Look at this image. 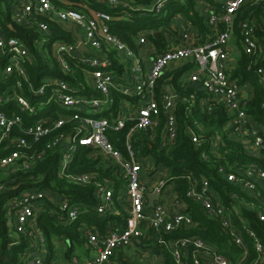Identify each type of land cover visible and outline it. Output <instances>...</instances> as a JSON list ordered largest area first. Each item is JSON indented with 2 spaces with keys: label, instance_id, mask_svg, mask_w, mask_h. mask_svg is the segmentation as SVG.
Masks as SVG:
<instances>
[{
  "label": "built area",
  "instance_id": "1",
  "mask_svg": "<svg viewBox=\"0 0 264 264\" xmlns=\"http://www.w3.org/2000/svg\"><path fill=\"white\" fill-rule=\"evenodd\" d=\"M60 2L67 6L59 8ZM262 0H226L220 15L209 14L208 23L215 29L223 26L215 38L209 41L198 42L188 23L182 20L179 24V41L167 49L149 54V63L146 71L141 59L125 43L109 31L108 22L111 16L103 10L93 9L91 4L105 5L109 8H121L137 11L128 2L123 0H12L11 19L16 26L31 29L39 34L33 40V45L44 56L52 53L64 71L70 72L69 62L72 59L88 69L90 87L99 94L81 95L76 93L63 80L54 77H45L40 86L35 88L29 81L25 65L30 61V54L22 39L8 37L0 26V85L6 84L5 91L0 93V105L13 104L17 112L0 110V146L13 147V151L0 158V175L13 173L16 170L27 171L41 161L47 151L62 149L59 176L74 185H88L92 182L89 174H67V165L72 161L74 154L80 147L91 148L109 157L116 172L124 183V192L128 198L130 210L127 225L116 231L108 229L98 239L95 233L88 234L87 243L94 252V257L84 264H114L112 262L117 251L125 249L136 242H149L152 238L159 246L170 254L174 264H235L229 258L207 241L198 236L181 237L167 240L169 235L179 229L186 230L193 226L190 215L182 208L183 200H171L168 205L163 198L164 181H157L148 186L142 183L141 173L143 165L137 157L133 146V138L142 135L150 139L155 135L160 124V115L163 116L162 146L170 148L177 139L178 124L175 108L177 104L184 105V118L193 119L197 104L195 93L185 97L163 91L156 96L158 80L165 70L173 63L191 60L196 66L189 81L199 83L205 98L199 100L202 111L213 114L216 109H223L228 120L223 130L229 140L240 143L241 148L236 155H248L264 161V127L254 122L248 114L247 84H239L231 79L226 71V62L231 56L228 47L232 36V23L237 11L247 2ZM167 0H153L148 7L140 10L153 15L163 13ZM64 5V4H63ZM76 6L77 10L74 9ZM129 14V13H127ZM49 22L56 24L74 25L82 35L79 40L63 41L52 40V31ZM259 32L260 37L257 35ZM239 35L242 43V52L250 58L247 70H252L257 76L258 83L264 94V17L259 23L243 21L240 24ZM145 37L138 39V44H145ZM79 46L92 50L95 54H84ZM105 48H110L122 54L129 60L127 78L129 84L117 86L116 81L108 70L109 61L104 54ZM99 57L96 54H101ZM45 59V57H43ZM3 61V65L1 66ZM26 90L34 96H44L49 92L47 102L53 101L61 110L68 112V116H59L57 119L45 118L23 126L22 114L29 116L36 113V106L30 102ZM116 89L121 94L137 98L139 108L124 119L120 116L110 121L101 116L111 104V90ZM195 90V91H196ZM260 108L264 110V100ZM133 125L125 137V153L114 148L108 139L109 132H119L126 121ZM69 126V129L50 138L44 148L29 155L31 147L43 138H48L53 131ZM200 123L192 120L186 126L194 148L198 150L201 161L214 162L216 176L225 182L239 187L243 195L247 194L255 203L244 204L242 196L228 191L226 200L216 195L210 181L204 175H196L192 171L180 177L185 182L184 199L197 205L200 213L217 222L231 241L242 250L246 256V241H250L255 251V258L251 264H262L264 251L257 235L248 226L245 219L236 217L238 204H243L246 211L255 215L259 222H264V168L259 163L229 161L228 147L224 142L225 151L220 152L216 147V138H208L197 133ZM3 185L0 186V190ZM94 195L99 201L95 208L97 214H103L109 205L112 191L102 183H94ZM158 194L160 200L153 209L146 211L147 195ZM58 205L65 216H59L60 222H72L78 215V207L68 200L56 201L54 192L42 189L24 191L9 200L4 206L7 227L10 235L16 240L26 238L29 242L28 251L22 256L20 264H44L37 255L44 238L39 232L35 218L44 203ZM172 206H175L172 209ZM238 220L239 224L235 222ZM153 234V235H152ZM190 250V251H189ZM187 255V256H186ZM249 259V255H247ZM188 258V259H186ZM67 264H79L76 256H71ZM242 264V263H239Z\"/></svg>",
  "mask_w": 264,
  "mask_h": 264
},
{
  "label": "trees",
  "instance_id": "2",
  "mask_svg": "<svg viewBox=\"0 0 264 264\" xmlns=\"http://www.w3.org/2000/svg\"><path fill=\"white\" fill-rule=\"evenodd\" d=\"M128 2L133 8H144L150 6L153 0H123ZM199 4L209 5L213 8L218 7V3L215 0H167V4L164 7L163 13L160 15H153L142 10L133 11L129 9L121 8H109L105 5L92 4V7L97 10H103L111 16V20L108 22L109 31L118 37L123 43H125L132 50H137L136 38L139 33L150 32L147 37L149 41L157 48L158 52L163 51L166 48L168 41L166 37H178V30L172 28V19L176 15H182L188 23H190L197 31L205 34H209L208 18L206 15L199 11ZM11 6L12 0H0V26L3 32L8 37H17L23 40L26 48L30 54V61L25 65V69L28 76V81L37 88L43 82L45 77H54L59 80H63L78 94L81 95H95L99 96L97 92L90 89L87 72L88 69L82 66L78 62L66 57L69 62L70 72L64 73L60 68L57 61L53 59L52 53L47 52L44 56L42 51H39L33 45V40L39 37V34L31 29H25L16 26L11 19ZM77 10L76 6H72ZM129 13V14H127ZM264 17V0L254 3L247 2L241 6L237 11L234 18V30L238 33L239 26L243 21H255L259 23L261 18ZM49 27L52 31V40H63L70 42L71 36L61 26L49 22ZM223 30V26H221ZM257 34H260L259 32ZM261 35H259L260 37ZM85 54V52H84ZM45 57V59H43ZM111 65H114V56L112 53L109 55ZM250 58L242 53L241 58L237 64V67L229 75L231 79L236 80L239 84H245L248 82L252 87V95L248 100V114L251 115L254 122L262 124L264 127V110L260 108L261 102L264 100V94L261 86L258 83L257 76L252 70H247V66ZM193 63L188 62L185 65L170 69L166 74L164 73L160 80L159 85L156 87V97L165 91V88L161 85L163 82L168 83L170 81L171 87L177 88L181 97H185L191 93L196 94L197 104L194 109L193 119H197L200 122V128L197 133L203 136L209 137L218 131L223 124L228 120L227 113L218 108L213 114L201 111L199 106V100L205 98V94L199 89L194 90L189 87L188 83H183L180 87V80L182 74L191 69ZM3 65V61L1 66ZM264 67V63L262 64ZM193 66V65H192ZM117 68V67H116ZM115 69L114 67L112 70ZM116 79L120 84H123V68L116 70ZM122 78V79H121ZM6 84L0 85V93L5 91ZM183 90V91H182ZM22 92L29 95L30 102L36 106V113L34 115L22 114L23 126L30 124L33 121L53 118L57 119L59 116H63L68 112L59 111L56 109L59 107L53 101L47 102L49 92L44 96H34L26 90L25 85L22 88ZM183 95V96H182ZM128 97L119 92L112 93V104L108 110H103L101 116L107 118L111 122L116 120L121 114V99ZM132 99V98H131ZM129 100V99H128ZM13 104L0 105V110H9L11 112H17L13 109ZM60 108V107H59ZM58 108V109H59ZM201 112V113H199ZM176 121L178 124L177 139L170 148H157L150 149L149 139L143 138L141 153H151L150 156L156 165L161 167H168L170 173L175 176H181L188 171L194 172L196 175H204L211 183V185L218 190L220 196L227 198V192L231 189L228 187L221 178L216 176L215 163H204L201 161L199 152L191 143L189 136L186 134V126L192 124L193 119L184 118V105L177 104L176 109ZM132 125V121L126 123V128L119 133L110 132L108 135L109 141L112 143L115 149L124 153V135L127 128ZM163 126V116L160 115V125L157 130V135ZM69 129V126H64L61 129L55 130L48 138H43L36 142L28 151L29 155H36L40 152L45 143L55 135L63 133ZM201 129V130H200ZM229 155V161H240L249 163L251 161L259 163L264 168V161L261 159L253 158L248 155H236V151L241 148V144L229 140L227 136L223 137ZM13 147H7L5 145L0 146V158L13 151ZM92 149L87 147L78 148L74 154L72 161L67 165V174H92L93 181L102 180L105 177H112L114 170L110 168L102 167V160L98 158H92ZM264 153V151H263ZM233 155V156H232ZM62 149L58 148L53 151H47L41 161H38L33 168L27 171L16 170L13 173L0 175V186L3 185L0 190V264H20L22 256L29 249V242L26 238H20L16 243L15 239L10 235L7 227V218L4 206L6 203L19 195L24 191L42 190L46 189L54 192L62 200L66 199L70 204L79 205V214L86 210L85 214L81 213L78 218L72 222L64 221L60 222L55 213L52 211L57 210L53 205L46 201L42 208L36 215V223L45 241L50 244L52 237H63L65 241H73L76 243L82 242L81 231L79 230L80 224L86 223L92 225L93 223H99V220L90 215V209H95L98 206V202L94 198V186H78L68 183L64 178L59 176V169L61 166ZM185 184L180 182L179 193L181 199H183L186 207V212L192 218L194 225L186 230L179 229L169 235H164L165 239H178L181 237L198 236L204 241L209 242L222 253V255L229 257L233 263H237L239 257L242 254V250L237 247L233 242L229 240L228 235L221 229L219 224L210 218L203 216L198 210L197 205L193 202L185 200L184 195ZM63 216L65 214L63 213ZM241 216L247 222L251 230L257 235L260 243L262 244L264 251V222H259L255 215L248 211H242ZM106 220V219H104ZM235 222L239 224L238 220ZM15 240V241H14ZM143 243L141 245H147L151 241ZM249 247V259L247 264H251L255 258V251L251 245ZM67 256V255H66ZM121 264H132L131 262L122 261ZM135 264V263H134ZM164 264H174L171 257L165 253ZM264 264V257L263 262Z\"/></svg>",
  "mask_w": 264,
  "mask_h": 264
},
{
  "label": "crops",
  "instance_id": "3",
  "mask_svg": "<svg viewBox=\"0 0 264 264\" xmlns=\"http://www.w3.org/2000/svg\"><path fill=\"white\" fill-rule=\"evenodd\" d=\"M215 1H216V3H218V7L213 8V7L209 6V5L199 4V6H198L199 7L198 8L199 11L202 14L206 15L207 18H209V14H214L215 13V14L220 15L226 0H215ZM58 3H59V6H61L59 8H65L67 6L64 2L58 1ZM91 6H92V4H91ZM136 9L140 10L139 7L136 8ZM172 20H175L176 23L180 22L181 20L183 22L186 21L185 18L182 15H176V16H174V18ZM250 21H252V20H250ZM186 22L188 23V21H186ZM207 24L209 25L208 22H207ZM187 25H188V27L190 29L193 30L194 35L198 39V42L212 40L213 38L216 37V35L219 32L222 31L221 30V26L222 25H218V27L215 28V29H212V27L209 25L208 26L209 33H210V35H209V34H205V33H201L199 31H197L190 23H188ZM171 27L173 28L174 25L172 24ZM239 30H240V28H239ZM148 33H150V32L139 33L138 37L136 38L137 50L136 51L132 50L134 53L138 54L137 55L138 57H139V54H140L139 58L141 59L142 66H144V71H146L148 63H149V58H150L149 54H151L152 52L159 53L157 48L149 41V39L147 37ZM177 35H178V37H172V38L171 37H169V38L166 37V41H168V40L169 41H168L165 49H167L171 45H174V44L178 43V41H179V30H178ZM257 35L259 36V34H257ZM141 36L145 37L146 42H145V44L139 45L138 44V39ZM79 38L77 39V36H75L74 38L71 37V40L72 41H74V40L77 41V40H79ZM228 47L231 49V56L228 58V60L226 62V71H227V74L230 75L231 72H233V70L237 67V64H238V62H239V60L241 58V55L243 53L242 52V43H241V38H240V35H239V31L237 33L234 30V20H233V23H232V36H231V39L229 41ZM84 52H85V54H92V55L95 54L93 51L90 52L88 49H86L84 51L82 50V53H84ZM110 53H112L113 56H114V60H115L114 65H111V63H110L111 62L110 57H109ZM104 54L106 55V57H107V59L109 61L108 70L111 71V73H112V75H113V77H114V79L116 81L117 86H119V85L120 86H125V85L127 86L129 84V81H128V78H127L128 69L127 70L123 69V71H124L123 72V81H124L123 84H120L117 81L116 74H114L112 72V68L113 67L115 68V66L117 65V61H116L115 57L117 55H122V54H118V53H116L115 51H113L110 48H105ZM96 55L101 57L102 53L101 54H96ZM188 62L193 63V62H191V60H184V61H180V62H177V63H173L170 66H168V68L165 70V72L167 73L168 71H170V69H174L176 67H180L181 65H185ZM192 65H191V69L190 70H188L187 72H184L182 74V78L180 80V87H182V84L185 83V82L188 83L189 87H190V84L192 82L189 81V77L196 70L195 64L193 63ZM87 80H88V83H89V86H90L91 85V81H90V78L88 77V75H87ZM159 80L157 82V86L159 85ZM244 83L247 84L248 89H249V90H247L248 91L247 93L249 95H252V87L250 86V84L248 82H244ZM161 85L165 88V91H167L169 93H172V94L181 95L178 92L179 90L176 87L173 88V87L170 86L171 85L170 81H168V83H166V82L164 83L163 82V84H161ZM90 89L93 90L91 87H90ZM114 91L115 92H119L116 89H112L111 90V92H110L111 93V104H112V93ZM119 93H121V92H119ZM126 97H128V99H129L128 102L129 103H124V102L121 101V108H120L121 112L120 113H121L122 117L119 115L121 117V119H124L125 116H127L128 114H131V113L133 114L140 107L138 102H137V98L129 97V96H126ZM111 104H110V106H111ZM110 106L108 107V109L110 108ZM176 109H177V106L175 108V114H176ZM199 113H201V112H199ZM128 122H130V121L128 120V121L125 122L124 128H126V123H128ZM132 125H133V122H132ZM224 125L225 124H223V126ZM131 126H129L127 128V131H126V133L124 135V153H125V137H126L128 131H129V128ZM223 126H221L218 131L214 132L213 135L208 137V138H216V147H217V149L220 152H223V151L226 150V148H224L223 144L220 145V142H224L223 137L226 136V133L223 130ZM124 128L122 130H124ZM158 128L156 129L155 135L153 137H150V139L148 141L151 144L149 150H153L154 147H157V148L162 147L163 148V146H162V144H163V142H162L163 126H162V128L160 129V131H159V133L157 135ZM122 130H120L119 132H121ZM111 132L112 133H119V132H113V131H111ZM142 139H143L142 135H136L133 138L134 150L136 151L137 157L139 158V160L141 161V163L143 165V170H142V173H141L142 183H144L145 185L151 186V185H154L157 181L162 180V181H164V184H165L164 185V193H163V198L162 199H164L165 202L168 205L172 204L171 200H172L173 197H175L176 199H179V200H183V199H181V195L179 193V188H180V182H183V184H185V182L182 181L180 179V177L175 176V174H173V173H170V170H169L168 167H161L160 165H156L154 163V161L152 160L151 156H150L151 153H149V154L145 153L144 156H143V154L141 153V150H142V142L141 141H144V140H142ZM92 151H93L92 152V154H93L92 158L95 159V158L99 157L102 160V163H103L102 167L110 168L112 171L113 170L115 171L114 175L112 177H110V178L105 177V178H103L102 180H99V181H97V180L93 181V175L89 174V175L92 176V182H91L92 184L90 183L91 185L94 186V183L97 182V183H102L105 186L109 187V189H111V191H112L111 201L109 202V205H108V207L106 208V211L103 214H97L95 209H93V208L90 209V213L89 214L92 215V216H95L99 220V223H93L92 225H88L86 223L80 224L79 230L81 231V235H82V242L81 243L78 244V243L73 242V241H65V239L63 237H52L51 240H50V244L48 245V243L44 239V243L39 247L38 254H37L43 260L44 264H67L68 260H69V258L71 256H76V258L78 259L79 264H84L87 261H89L91 258L94 257V252H93L92 248H90V246L87 243L88 234L95 233L96 236L98 237V239H100L103 236V234H104V232L106 230L112 229V230L119 231V230L124 229L126 227V225H127V220L129 218L130 205H129L128 198H127V196L125 195V192H124V183L122 182L119 174L116 172V168L114 167L112 160L109 157H107L106 155H104L103 153L99 152V151H96V150H92ZM148 170H149V172H148ZM84 174H88V173H84ZM225 183L228 184V187L231 188L230 191L236 192L238 195L242 196V199H243L245 205L247 203H251V202L255 203V200L253 198H251L247 194L243 195V193L240 191L239 187H237L235 185H232V184H229L227 182H225ZM90 184H88V185H90ZM78 186H84V185H78ZM85 186H87V185H85ZM185 186H186V184H185ZM211 188H212L213 192L216 195L220 196V193L218 192L217 189H215L212 185H211ZM154 194H156V193H154ZM148 195L146 196L147 200H148L147 203H146V211L150 212L153 209V207L155 206V203L158 202L161 198L157 194L158 198L153 200V203H152L151 207H148V204H149V201H150ZM54 196H55V200L56 201H60V200L62 201V199L58 195H56L55 193H54ZM94 198H95V195H94ZM223 199L226 200L225 198H223ZM95 200L98 202V205H99V201L96 198H95ZM53 207L58 209V211L57 210L52 211L53 213H55L56 218L58 219V217L62 216L63 213L60 211L58 205H53ZM77 207H80V206L78 205ZM174 208H175V206H172V209H174ZM182 208H184L185 212H186L185 203H184V205L182 204ZM242 211H246L244 205L243 204H238L237 213H235L234 215L238 218V217L241 216V212ZM79 212H80V210L78 208V214H79ZM85 212H87V211L84 210L81 213L85 214ZM79 215H77L76 218H78ZM104 219H106V220H104ZM38 230H39V228H38ZM39 232H40V230H39ZM167 240H174V239H167ZM229 240L231 241L230 238H229ZM249 245L252 246L251 242L250 241H246L247 252L249 251V247H248ZM58 247L61 248V250H62L61 252L58 249ZM129 250L132 251V256H128V255H130V254H127V252ZM165 253L170 256V254L165 250V248L162 247V246H159L156 243L155 240L151 241L147 245H144V244L141 245L140 242H136L134 245H131L129 247H126L125 249L117 251L115 257L112 260V262L114 264H121L122 261H126V262H129V263L131 262L132 264H134V263L135 264H164V255H165ZM247 255L250 256L249 253H247ZM247 255L244 256V255L241 254V256L239 257L237 263H235V264H239V263L247 264V262H248ZM129 258H132V259H129ZM227 258H229V257H227ZM186 259H188V258H186Z\"/></svg>",
  "mask_w": 264,
  "mask_h": 264
},
{
  "label": "rangeland",
  "instance_id": "4",
  "mask_svg": "<svg viewBox=\"0 0 264 264\" xmlns=\"http://www.w3.org/2000/svg\"><path fill=\"white\" fill-rule=\"evenodd\" d=\"M172 24L174 25V29L176 28L177 30H180V28H179V24H180V22H177L176 23V21L175 20H172ZM61 26H62V28L67 32V33H69L70 35H71V37L72 38H74L75 36H77V39L79 38V37H81V35H82V33L79 31V30H77L76 29V27L74 26V25H70V24H61ZM90 52H92L91 50H89ZM138 55V54H137ZM139 57H140V54H139ZM115 59H116V61H117V65L115 66V69H113L112 70V72L114 73V74H116V70H118V69H120V68H123V69H129V60L125 57V56H123V55H117L116 57H115ZM117 67V68H116ZM120 101H122V102H124V103H129L128 101V99H126V98H122ZM59 108V107H58ZM56 109V111H57V113H59V111H63V110H61V108H59V109ZM63 112H65V111H63ZM69 114L68 113H66L65 115H63L64 117H66V116H68ZM148 172H149V170H148ZM58 249L60 250V252L62 251L61 250V248L60 247H58ZM127 254H130V255H128V256H132V251H128L127 252ZM129 259H132V258H129Z\"/></svg>",
  "mask_w": 264,
  "mask_h": 264
},
{
  "label": "water",
  "instance_id": "5",
  "mask_svg": "<svg viewBox=\"0 0 264 264\" xmlns=\"http://www.w3.org/2000/svg\"><path fill=\"white\" fill-rule=\"evenodd\" d=\"M79 49L83 50V51L86 50L83 46H79ZM190 87L196 90V89H198L200 87V84L199 83H191ZM148 197H149V200H150L149 204H148V207H151L152 203H153V200L157 199L158 195L157 194H149Z\"/></svg>",
  "mask_w": 264,
  "mask_h": 264
}]
</instances>
